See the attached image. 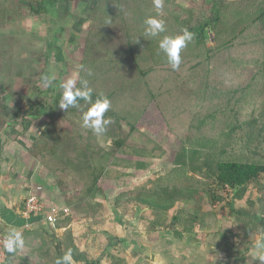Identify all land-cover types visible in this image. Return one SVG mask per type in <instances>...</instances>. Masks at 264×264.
<instances>
[{"label": "trees", "instance_id": "trees-1", "mask_svg": "<svg viewBox=\"0 0 264 264\" xmlns=\"http://www.w3.org/2000/svg\"><path fill=\"white\" fill-rule=\"evenodd\" d=\"M247 5L250 22L231 36H227L222 24L226 10L223 7H217L213 13L196 19L195 10H173L164 6L159 18L165 20L166 32L156 38L145 35L143 23L147 17L157 14L152 0H97L91 7L86 18L88 28L77 86L81 81H87L93 89V100L100 94L109 98L111 107L105 115L111 118V123L107 131L98 136L83 127L82 116L90 105L81 100L78 107L67 110L59 107L55 113H48L46 118L49 121L40 134V142L31 149V155L46 153L51 162L55 161L60 166V172L64 173L70 168L85 181V188L78 200L90 201V215L95 222L100 217L98 208L93 207L91 202L100 192L101 180L108 175L109 168L119 162L134 166L136 170L146 167L142 161L121 159L120 155L141 157L150 152L146 153L147 147L158 148L136 127V120L151 102L157 104L165 117L166 109L161 105L163 98L167 94L172 99L177 97L191 73L206 74L203 79L205 95H216L214 87L229 81L243 84L230 77L211 79V76L223 66L225 69L243 66L248 61L246 55L232 58L229 54L237 49L254 47L242 39L249 29L256 33L258 42L259 37L264 41V34H261V31L264 32V0H252ZM42 6L43 0H0V27L23 21L25 13L21 9H28V13L44 14ZM241 14V11H236L235 18L238 15L241 17ZM183 28L194 32L195 38L182 50L181 65L173 71L158 42L165 35L181 34ZM257 64L264 71V61ZM161 73H169L170 79L164 81L167 76ZM157 75H160V81ZM258 75L254 73L250 78L256 80ZM154 76L156 79H153ZM170 83L173 86L165 89V85L168 87ZM242 88L236 85L222 92L217 89V96H222L226 105L233 103L227 115H223L224 109L218 107L215 109L216 115L213 111H197L186 120V125L177 126L185 133L175 132L180 147L174 168L168 176L149 179L144 185L119 193L114 199L115 207L130 211L136 208L145 210L147 214L154 215L152 220L144 218L142 221L149 230L157 232L156 228L161 226L159 231L166 232L170 212L174 213L168 227L181 222L182 212L177 210V202L194 206L198 203L201 206L203 198H206L215 211L234 217L240 226L237 235L239 241L246 240L256 224L252 219L235 214L232 204L245 197L252 183L264 185V101L259 110L245 113L238 107L246 91ZM214 102L213 96L206 97L202 108H208ZM139 106L141 109L136 111ZM58 122H65L73 129L60 135L55 131ZM1 123L4 125L7 120L0 118ZM228 197L231 199L227 201ZM248 202L252 203L251 200ZM96 204L101 211H107L105 206ZM200 206L188 213L191 226L198 222ZM72 218L70 213L60 218L53 231L66 229ZM182 234L175 232V237L180 238ZM55 246L54 259L51 260L54 263L71 248L73 263L99 264L97 260H90L86 251L78 248L69 232L57 240Z\"/></svg>", "mask_w": 264, "mask_h": 264}, {"label": "rangeland", "instance_id": "rangeland-1", "mask_svg": "<svg viewBox=\"0 0 264 264\" xmlns=\"http://www.w3.org/2000/svg\"><path fill=\"white\" fill-rule=\"evenodd\" d=\"M96 1L43 0L44 14L28 13V9H21L25 13L23 21L0 27V118L7 120L4 125L0 124V131L5 130V135L11 140L8 143L12 153H9V158L4 156L3 159L9 162L11 167L17 166L20 169L23 182L29 180L31 185L26 186L29 193H33V185L41 184L44 203L47 201L66 205L73 216L66 229L54 232L46 225L47 228L41 227L38 230L42 233L41 239L44 242L42 251L47 253L44 260L55 264L51 260L57 240L69 232L78 248L86 251L88 258L99 261V264H128L134 259V256L130 258L131 251L137 254L138 264H240L241 257L247 255L255 244L264 239V185L252 183L245 197L232 204L235 214L252 219L256 224V227L252 226V234L246 240L240 241L237 237L240 226L234 217L215 211L206 198H203L201 206L198 203L194 206L177 202V210L182 212L181 222L168 227L174 213L170 212L167 216L166 232L159 231L161 226L156 228L157 232H153L142 222L144 218L152 220L154 215L139 208L134 211L116 208L114 199L119 193L144 185L149 179L168 176L174 168V160L180 147L176 133H185L177 126L186 125V120L192 113L213 111L216 115L215 109L218 107L224 109L223 115L228 114L233 103L226 105L222 100L224 98L217 96V89L222 92L236 85L244 87L242 89L246 91L238 107L245 113L260 109L264 101V71L260 70L257 63L264 61V41L259 37L262 43L258 42L256 33L251 29L242 39L254 47L237 49L229 54L232 58L246 55L248 61L244 62L243 66H232L228 69L223 66L211 76V79L230 77L243 84L229 81L214 87L216 95H205L203 79L206 74L191 73L181 86L177 97L172 99L167 94L163 98L161 105L166 109V118L155 102L147 106L136 120V127L158 148L147 147L146 153H151L141 157L120 155L121 159L144 162L145 168L136 170L134 166L124 162L109 168L110 172L101 180L100 192L96 194L95 201L91 202L93 207L98 208L96 210L100 218L97 222L91 218L89 200H78L82 189L85 188V181L70 168L64 173L60 172V166L55 161L51 162L46 153L31 155V149L40 142V134L49 121L46 118L48 113H55L59 109L63 94L61 85L68 79L78 81L88 28L86 18ZM174 1L175 4L173 0H165L164 6L173 10H195L196 19L213 13L217 7H223L226 10L222 24L227 36H231L238 28L250 22L247 2L252 0ZM236 11L242 13L237 19ZM261 34L264 32L261 31ZM254 73L259 74L256 80L250 78ZM51 74L55 75L53 86L44 87L42 78ZM161 74L167 76L164 81L170 79L169 73ZM157 76L160 81V75ZM153 79H156L155 76ZM172 86L173 83L168 87L165 85V89ZM209 96H213L216 102L208 108H202V103ZM138 109H141L140 106L136 111ZM72 129L65 122H58L55 131L63 135ZM15 155L20 162L16 160ZM11 175L13 177V174ZM230 199L231 197H228L227 201ZM96 203L105 206L107 211H101ZM198 206L201 211L198 222L191 226L188 213L195 211ZM175 232L183 234L176 238Z\"/></svg>", "mask_w": 264, "mask_h": 264}, {"label": "clouds", "instance_id": "clouds-1", "mask_svg": "<svg viewBox=\"0 0 264 264\" xmlns=\"http://www.w3.org/2000/svg\"><path fill=\"white\" fill-rule=\"evenodd\" d=\"M153 6L157 9L155 16L147 17L143 23L145 26V35L156 38L160 34L166 32L165 20L159 18L160 10L163 9L165 0H152ZM195 38V33L188 28H183L181 34L165 35L159 39V49L165 54L167 62L173 71L178 70L182 58V50L185 49L189 43ZM55 75H46L42 78L44 87L53 86ZM63 94L59 102V107L67 110L70 107H78L79 101L83 100L90 107L83 113V127L90 129L95 135H102L107 131L108 125L111 123V118L106 117V113L111 107V101L103 94H100L93 100V89L88 86L87 81H81L80 86H77L76 79H68L62 85ZM3 249L6 253L15 255V253L25 247V237L22 229L15 226H9L2 241ZM252 252L259 255V259L264 264V242L255 244ZM55 264H73L72 249L69 248L67 252L55 260Z\"/></svg>", "mask_w": 264, "mask_h": 264}, {"label": "crops", "instance_id": "crops-1", "mask_svg": "<svg viewBox=\"0 0 264 264\" xmlns=\"http://www.w3.org/2000/svg\"><path fill=\"white\" fill-rule=\"evenodd\" d=\"M5 133V130L0 131V229L6 233L9 226H15L19 229H22L23 235L25 237V247L18 250L14 256L6 253L7 259L5 264H49L44 260V256H46L47 253L42 251V245H44V242L41 239L42 233L38 232L41 227L47 228L43 221L44 218L42 216H38L28 219L21 215L23 201L29 194V190H27L29 188L26 186H30L31 183L28 182L29 180L23 182L20 169H18L17 166L11 167L9 162L7 163L4 161V156L7 159L9 158V153H11L9 145L11 140L5 135ZM15 156L17 158L16 160H18L17 155ZM18 161L20 162V160ZM11 174H13V177ZM32 187L41 188L40 196L43 200V196L41 195L43 190L42 185H33ZM45 203H47L46 205L48 206L53 204L62 206L57 203H48L47 201H45ZM46 233L47 232H45V234ZM70 236L72 237L71 234ZM260 242H264V239L262 238ZM252 249L253 248L249 250L247 255L241 257L242 260L240 261V264L261 263L259 255L253 253ZM129 254L130 258L132 259L134 256V259L133 261L128 262V264H138L136 261L138 258L137 254L133 251H131Z\"/></svg>", "mask_w": 264, "mask_h": 264}, {"label": "built area", "instance_id": "built-area-1", "mask_svg": "<svg viewBox=\"0 0 264 264\" xmlns=\"http://www.w3.org/2000/svg\"><path fill=\"white\" fill-rule=\"evenodd\" d=\"M40 190V187H36L33 193L31 192L25 197L21 215L28 219L42 216L44 223L53 230L55 229L56 222L63 216L68 215L70 211L68 207H61L55 204L46 205L39 194ZM5 234L0 229V241H2ZM6 259V252L3 249L2 243H0V264H5Z\"/></svg>", "mask_w": 264, "mask_h": 264}]
</instances>
